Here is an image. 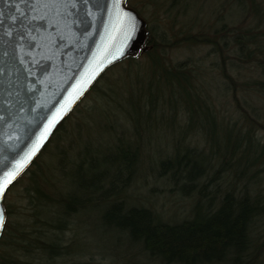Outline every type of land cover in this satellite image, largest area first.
Listing matches in <instances>:
<instances>
[{"label": "trees", "instance_id": "16d2710c", "mask_svg": "<svg viewBox=\"0 0 264 264\" xmlns=\"http://www.w3.org/2000/svg\"><path fill=\"white\" fill-rule=\"evenodd\" d=\"M218 1L211 8V0H127L142 17L148 15L147 48L109 66L89 92L96 93V103L100 98L113 102L116 122L129 119L132 132H115L103 149L86 142L66 189L43 193L37 181L54 168L39 159L78 104L25 172H30L26 188L34 193L28 195L36 210L32 219L11 220L18 212L4 203L0 264H79L61 233L75 213L100 203L102 226L141 246L159 264H264V0ZM179 48L191 55L172 59V50ZM124 63L128 67L122 70ZM117 67L115 81L99 88L100 79ZM133 75L138 89L127 97L136 110L132 115L123 100L112 96L111 86L127 94L124 80ZM165 119L173 150L151 170L190 198L188 215L175 219L150 205L129 204L127 196L142 162L139 149L147 124ZM109 130L112 136L113 126ZM33 166H38L35 171Z\"/></svg>", "mask_w": 264, "mask_h": 264}, {"label": "water", "instance_id": "95a60500", "mask_svg": "<svg viewBox=\"0 0 264 264\" xmlns=\"http://www.w3.org/2000/svg\"><path fill=\"white\" fill-rule=\"evenodd\" d=\"M147 27L127 0H0V237L9 187Z\"/></svg>", "mask_w": 264, "mask_h": 264}, {"label": "rangeland", "instance_id": "374dc122", "mask_svg": "<svg viewBox=\"0 0 264 264\" xmlns=\"http://www.w3.org/2000/svg\"><path fill=\"white\" fill-rule=\"evenodd\" d=\"M211 1V8L212 6H217L220 2L218 0ZM145 17V20H148V15ZM146 48L141 51H145ZM202 49L204 50V48ZM171 53L174 60H182L184 56L191 55L184 48L173 49ZM144 58L145 56L140 55L138 59L139 63H144ZM120 67L123 70L128 66L124 63L123 67ZM120 67L106 73V77L101 78L100 82L97 83L99 88L108 89L106 85L109 79L115 81L114 79L119 75ZM133 76L130 79L124 80L125 87L128 88L127 94H123L122 90H118L116 84H114L116 87L111 86V89H113L112 96H116L120 101L123 100L124 108L131 111L132 115L135 114L136 110L127 97H134L138 89L136 76ZM95 94V92H89L82 99V102L79 103L74 112L69 115L64 126L60 128L58 137L53 139L52 143L44 151L43 156L39 159L41 165L50 168V170L54 168L48 175L49 179L46 175V179L41 177L37 181L43 193L51 195V188L53 187L61 190V192L66 189L65 184L67 182L66 179H69L68 173L70 172V168L74 165L73 163L79 157V154H81L86 142H90V145L103 149L113 142L115 132L120 133V135L124 133L127 135L132 132V125L129 119L123 118L116 122L115 118L118 111L115 110L113 114L112 110L115 108L113 102L108 103L100 98L96 103V98L93 99ZM93 105V110H89ZM106 110L111 112V118L105 115ZM166 120L164 123L153 124L151 122L147 124L144 139L141 140L142 145H140L139 149L141 150L140 158L142 162L136 166L135 174L130 180L131 183L128 187L127 196L129 204L150 205L152 209L161 213L163 217L175 219L188 215V209L191 204L190 198L181 197L175 189H171L170 184L165 185L161 179L156 178L154 176L155 173L151 170L153 164H157V159L162 158V156L167 155V153L173 150L172 145L174 140L171 138V128L168 126ZM112 126L115 131H113L111 136L109 129ZM260 134H263L262 131ZM61 151L64 154V166L60 165L62 153L60 154L59 152ZM36 167L38 166H33L32 170L35 171ZM57 167L59 168V172L56 171ZM29 173H25L19 182L13 186L11 185L10 190L5 194L4 199L6 204L11 205L12 210L18 212L17 215L11 213V220L13 221L17 217L19 222H25L23 220L24 217L32 219L31 214L36 211L33 205H29L31 198L28 195L30 192L33 193L31 188L29 190L26 188L30 181L28 177ZM102 204L92 206L87 211L85 209L82 212L75 213L70 221L67 222V229L61 233V236L63 239H66L67 244L73 245L75 249L71 254V258L76 261L79 260V264H159L156 261H152V259L150 260L141 250V246L131 244L123 236L118 235L117 237L115 232L102 226L99 216L100 211L104 207ZM39 206L41 210L38 213L42 217L45 209L43 204ZM52 206H50V210L48 211L50 213L56 210ZM22 213L27 214L29 217L23 216ZM33 217L35 216L33 215Z\"/></svg>", "mask_w": 264, "mask_h": 264}]
</instances>
